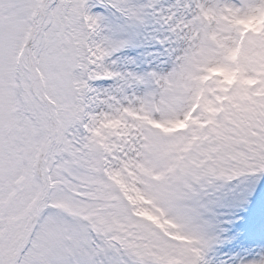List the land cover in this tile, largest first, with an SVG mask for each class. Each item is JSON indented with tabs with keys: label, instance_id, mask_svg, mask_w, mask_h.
<instances>
[{
	"label": "snow or ice",
	"instance_id": "6c2138e0",
	"mask_svg": "<svg viewBox=\"0 0 264 264\" xmlns=\"http://www.w3.org/2000/svg\"><path fill=\"white\" fill-rule=\"evenodd\" d=\"M184 7L171 67L139 77L88 0H0V264H206L189 197L264 171V0Z\"/></svg>",
	"mask_w": 264,
	"mask_h": 264
},
{
	"label": "rangeland",
	"instance_id": "374dc122",
	"mask_svg": "<svg viewBox=\"0 0 264 264\" xmlns=\"http://www.w3.org/2000/svg\"><path fill=\"white\" fill-rule=\"evenodd\" d=\"M88 2L91 12L100 14V35L125 41L122 47L105 58L106 66L114 72L147 77L151 72H166L171 67L173 33L170 29L188 12L184 5L194 0H141L136 7H141L139 19L108 7L106 0L104 3L98 0ZM136 2L126 0L133 7ZM142 48L149 60L147 67L138 64ZM89 83L104 91L115 89L121 81L118 78L95 79ZM144 89L145 85L139 84L128 91L139 93ZM176 126L183 125L172 127ZM229 185L226 199H218L213 193L214 184H211L189 197L185 205L186 215L181 222L189 234L198 235L206 242V264H250L264 259V171L233 177ZM247 194H256L255 199L252 197L255 202H246ZM132 199L148 203L139 192L133 191ZM141 214L159 223V217L148 212Z\"/></svg>",
	"mask_w": 264,
	"mask_h": 264
},
{
	"label": "trees",
	"instance_id": "16d2710c",
	"mask_svg": "<svg viewBox=\"0 0 264 264\" xmlns=\"http://www.w3.org/2000/svg\"><path fill=\"white\" fill-rule=\"evenodd\" d=\"M141 52H143V53H141V54H140V56H139V58H138V59H141L142 57H144V56H145L144 48H142Z\"/></svg>",
	"mask_w": 264,
	"mask_h": 264
}]
</instances>
